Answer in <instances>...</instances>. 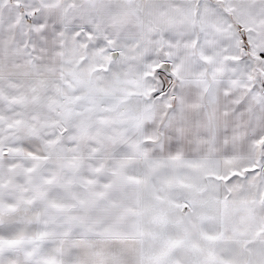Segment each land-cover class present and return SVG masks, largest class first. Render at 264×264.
Segmentation results:
<instances>
[{"label":"snow or ice","instance_id":"6c2138e0","mask_svg":"<svg viewBox=\"0 0 264 264\" xmlns=\"http://www.w3.org/2000/svg\"><path fill=\"white\" fill-rule=\"evenodd\" d=\"M0 264H264V0H0Z\"/></svg>","mask_w":264,"mask_h":264}]
</instances>
